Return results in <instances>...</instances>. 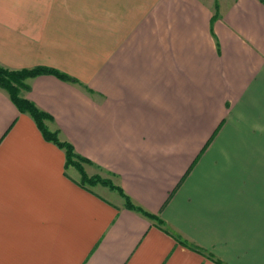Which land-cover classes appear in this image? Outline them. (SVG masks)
<instances>
[{
	"label": "crops",
	"instance_id": "0c3cea01",
	"mask_svg": "<svg viewBox=\"0 0 264 264\" xmlns=\"http://www.w3.org/2000/svg\"><path fill=\"white\" fill-rule=\"evenodd\" d=\"M0 65L76 77L21 94L166 223L0 87V264H264V0H0Z\"/></svg>",
	"mask_w": 264,
	"mask_h": 264
},
{
	"label": "trees",
	"instance_id": "16d2710c",
	"mask_svg": "<svg viewBox=\"0 0 264 264\" xmlns=\"http://www.w3.org/2000/svg\"><path fill=\"white\" fill-rule=\"evenodd\" d=\"M217 7L218 4L216 5V8ZM217 16L218 14L216 13V17ZM39 75H54L62 80L71 83H75V84L79 83V80L76 77L48 66H36L30 69L27 68L9 69L7 67L0 65V87L8 92L11 100L14 102V104L21 112L28 113L29 115L32 116V118L35 120L36 124L42 131L43 136L46 138V140L54 142L60 148L65 150L66 167H68L69 165H75L77 168L80 169L81 177H82V180L79 182L80 185L86 188H89L87 185L93 186L96 185V183H103L108 185L110 189L117 190L120 193V195H122V197L125 200V206L127 208L142 214L149 220L156 222L160 227L165 229L164 227L166 223L160 216L153 214L148 210H146L145 208H143L142 206L136 204L130 196L124 193L123 189L120 186L115 185L113 180H111L110 178L106 179L105 177H102L99 174H94L91 176L88 175L84 170L82 163L92 164L93 162L88 158L77 153L74 145L71 142L67 140H62L57 130L52 131L48 127V125L46 124V120H52L51 115L40 109L30 99L22 96L21 94L22 90L29 89L26 80L30 77H36ZM177 237L180 238V236L178 235ZM180 240L182 243L186 245L188 244L186 240L183 239ZM191 246L193 247V249L202 252L200 247L196 245L194 246L191 245ZM209 257L212 258L213 260H216L212 254H209ZM216 261L221 263L218 259Z\"/></svg>",
	"mask_w": 264,
	"mask_h": 264
},
{
	"label": "rangeland",
	"instance_id": "374dc122",
	"mask_svg": "<svg viewBox=\"0 0 264 264\" xmlns=\"http://www.w3.org/2000/svg\"><path fill=\"white\" fill-rule=\"evenodd\" d=\"M206 1H208V0H206ZM216 13H217V11H216ZM68 74V73H67ZM70 75V74H69ZM72 76V75H71ZM53 131V130H52ZM82 166H83V168H84V170L86 171V166H87V164L86 163H82ZM68 169H70L71 171L72 170H75L76 171V173L77 174H79V182L82 180V177H81V172H80V169L79 168H77L75 165H69L68 167H67ZM86 173L88 174V175H90L91 176V174L90 173H88L87 171H86ZM106 179H108L109 177H105ZM111 179V178H110ZM112 180V179H111ZM89 188H94V189H96V190H99L100 192H105V191H108L109 189H110V187H108V185H106V184H103V183H96V185H93V186H91V185H87ZM104 186V187H103ZM112 190V189H111Z\"/></svg>",
	"mask_w": 264,
	"mask_h": 264
}]
</instances>
